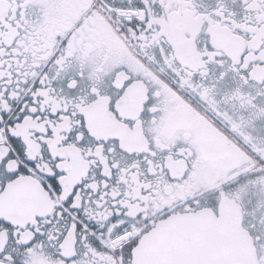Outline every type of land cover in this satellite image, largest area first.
I'll return each mask as SVG.
<instances>
[{
	"label": "snow or ice",
	"instance_id": "1",
	"mask_svg": "<svg viewBox=\"0 0 264 264\" xmlns=\"http://www.w3.org/2000/svg\"><path fill=\"white\" fill-rule=\"evenodd\" d=\"M259 125L264 0H0V264H264Z\"/></svg>",
	"mask_w": 264,
	"mask_h": 264
},
{
	"label": "flooded vegetation",
	"instance_id": "2",
	"mask_svg": "<svg viewBox=\"0 0 264 264\" xmlns=\"http://www.w3.org/2000/svg\"><path fill=\"white\" fill-rule=\"evenodd\" d=\"M66 13H67V10L65 9H54L53 10L54 15H62ZM216 39L217 41L220 42L221 46L225 47L226 49H235L238 47L235 41L228 39L223 33H218L216 36ZM258 127L261 128V131H264V125H259Z\"/></svg>",
	"mask_w": 264,
	"mask_h": 264
}]
</instances>
